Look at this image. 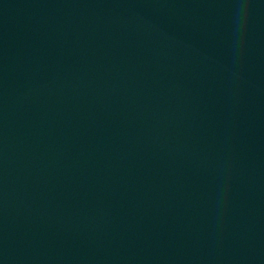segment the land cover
Wrapping results in <instances>:
<instances>
[{
	"label": "water",
	"instance_id": "95a60500",
	"mask_svg": "<svg viewBox=\"0 0 264 264\" xmlns=\"http://www.w3.org/2000/svg\"><path fill=\"white\" fill-rule=\"evenodd\" d=\"M0 0V264H264V0Z\"/></svg>",
	"mask_w": 264,
	"mask_h": 264
},
{
	"label": "clouds",
	"instance_id": "9594fccd",
	"mask_svg": "<svg viewBox=\"0 0 264 264\" xmlns=\"http://www.w3.org/2000/svg\"><path fill=\"white\" fill-rule=\"evenodd\" d=\"M238 2L240 4L239 19L240 22L243 23L248 15V8H247L248 0H238Z\"/></svg>",
	"mask_w": 264,
	"mask_h": 264
}]
</instances>
